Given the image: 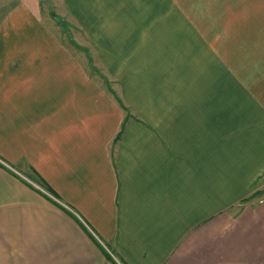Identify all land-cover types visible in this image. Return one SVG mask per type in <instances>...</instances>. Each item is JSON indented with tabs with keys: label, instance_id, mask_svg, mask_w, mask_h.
<instances>
[{
	"label": "crops",
	"instance_id": "1",
	"mask_svg": "<svg viewBox=\"0 0 264 264\" xmlns=\"http://www.w3.org/2000/svg\"><path fill=\"white\" fill-rule=\"evenodd\" d=\"M0 158V264H264V0H0Z\"/></svg>",
	"mask_w": 264,
	"mask_h": 264
},
{
	"label": "rangeland",
	"instance_id": "2",
	"mask_svg": "<svg viewBox=\"0 0 264 264\" xmlns=\"http://www.w3.org/2000/svg\"><path fill=\"white\" fill-rule=\"evenodd\" d=\"M49 11H50L49 12L50 13V16L52 18L51 20L53 22L55 21L63 29L62 32H61L62 38L63 39H68V41H70V39H71L75 43L74 38H73V36L71 34L72 31L69 29L70 26L67 25L68 23H66L63 20L62 17L56 15V13L53 10L49 9ZM67 26H69V27H67ZM75 45H77V44L75 43ZM77 51H78L79 57H81V60L83 61V63L85 64V66L87 67V69L89 70V72L91 74H93V76L97 80V82H99L103 87L110 86V84H108L107 82L105 84V82H104V80L102 78L101 72L103 71V69H100L101 67H99V65H97V64L95 65L94 63H92V64L89 65L88 64V58H87L86 54L84 53V50L82 51V50H79L78 49ZM112 85H113L114 88L116 87V85L114 83Z\"/></svg>",
	"mask_w": 264,
	"mask_h": 264
},
{
	"label": "built area",
	"instance_id": "3",
	"mask_svg": "<svg viewBox=\"0 0 264 264\" xmlns=\"http://www.w3.org/2000/svg\"><path fill=\"white\" fill-rule=\"evenodd\" d=\"M0 164L9 168L13 172H15L17 175L21 176L32 187H34L35 189H37L38 191H40L41 193H43L44 195H46L47 197L52 199L54 202H56L57 204L64 207L66 210L72 212L73 214H75L78 217L76 212L69 205H67L65 202H63L61 199H59L57 196H55L53 193H51L49 190H47L42 184L37 183V182L33 181L32 179H29L27 177L22 176L16 169H14L11 165H9L6 161H4L1 158H0ZM109 253L112 254L111 252H109ZM112 257L118 262V264H121L113 255H112Z\"/></svg>",
	"mask_w": 264,
	"mask_h": 264
},
{
	"label": "trees",
	"instance_id": "4",
	"mask_svg": "<svg viewBox=\"0 0 264 264\" xmlns=\"http://www.w3.org/2000/svg\"><path fill=\"white\" fill-rule=\"evenodd\" d=\"M70 41L72 42L71 44L74 46V47H77L79 50H84V53L86 54V56H87V58H88V64L90 65V64H92V58H91V56H90V54L88 53V51H87V49H84V48H82V47H80V46H77V45H75V43L70 39ZM41 181H43L42 179H41ZM44 182V181H43ZM42 182V183H43ZM43 186L47 189V190H49L51 193H53L54 191L49 187V185H45L44 183H43Z\"/></svg>",
	"mask_w": 264,
	"mask_h": 264
}]
</instances>
